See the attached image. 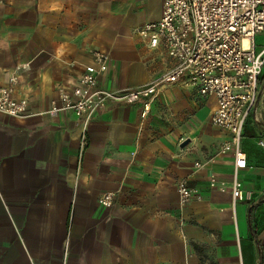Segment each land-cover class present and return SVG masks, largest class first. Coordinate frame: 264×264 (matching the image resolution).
I'll return each instance as SVG.
<instances>
[{
    "label": "crops",
    "instance_id": "crops-1",
    "mask_svg": "<svg viewBox=\"0 0 264 264\" xmlns=\"http://www.w3.org/2000/svg\"><path fill=\"white\" fill-rule=\"evenodd\" d=\"M164 0H0V86L17 77L24 119L0 113V264H264V70L249 112L232 205L230 135L211 124L214 96L183 81L148 106L111 104L89 120L48 114L94 51L98 87H142L173 67L136 30ZM264 50V31L255 36ZM262 143V144H261ZM201 165L198 168L195 165ZM224 184L211 188L210 179ZM196 190L180 204L178 184ZM113 194V205L99 199Z\"/></svg>",
    "mask_w": 264,
    "mask_h": 264
},
{
    "label": "built area",
    "instance_id": "built-area-1",
    "mask_svg": "<svg viewBox=\"0 0 264 264\" xmlns=\"http://www.w3.org/2000/svg\"><path fill=\"white\" fill-rule=\"evenodd\" d=\"M262 31L264 0H164L161 19L144 24L136 33L148 40L151 49L163 47L173 62L169 71L142 87L101 89L98 81L109 69L110 56L94 51L91 62L84 67L74 86L59 90V106L52 102L48 114L54 116L70 111L87 121L111 104L143 102L147 107L164 88L180 81L200 96H214L216 109L211 124L230 135L219 153H230L234 158L231 181L234 206L244 197L238 181L239 171L246 168L241 140L246 118L256 105L258 81L264 70V50L257 52L254 47V38ZM17 80L13 76L8 85L0 86V113L24 119L29 115L27 101L13 98ZM209 185L220 190L225 186H218L213 177ZM178 193L180 204L186 205L196 190L182 180ZM99 204L111 207L113 194L103 195Z\"/></svg>",
    "mask_w": 264,
    "mask_h": 264
}]
</instances>
